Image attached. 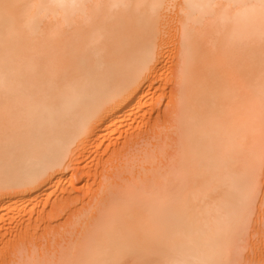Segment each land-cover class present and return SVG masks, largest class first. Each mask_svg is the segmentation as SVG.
<instances>
[{"label":"bare ground","instance_id":"1","mask_svg":"<svg viewBox=\"0 0 264 264\" xmlns=\"http://www.w3.org/2000/svg\"><path fill=\"white\" fill-rule=\"evenodd\" d=\"M263 166L264 0H0V264H239Z\"/></svg>","mask_w":264,"mask_h":264},{"label":"rangeland","instance_id":"2","mask_svg":"<svg viewBox=\"0 0 264 264\" xmlns=\"http://www.w3.org/2000/svg\"><path fill=\"white\" fill-rule=\"evenodd\" d=\"M161 97L163 96V95H161V93L159 94ZM167 95H165V96H163L162 98H161V100L162 101H160V103L157 105V108H164V107H166L167 106V101H168V99H166L167 97H166ZM164 98V99H163ZM156 108V107H155ZM165 133V132H164ZM163 132H162V135L164 134ZM260 186H261V193H260V197H259V205H261V206H259L258 208L259 209H257V214H256V216H255V218L252 220V222H251V226H250V229H251V231H250V229H249V231H248V233H250L251 232V235H248V234H246V236L247 237H244V238H246L245 239V241H247V242H245L244 241V243H246L248 246H243L244 248L243 249H245L242 253H241V255L242 256H240V263L239 264H263L264 262V254H263V256L260 254V253H264L263 251H264V166H263V169H262V175H261V179H260ZM54 196H56V195H54ZM54 199V197L52 196L51 198H50V200L51 199ZM52 199V200H53ZM260 199H261V201H260ZM263 200V201H262ZM261 202H263L262 204H261ZM259 213V214H258ZM256 218L259 220H256ZM60 219V218H59ZM58 220V219H57ZM56 220V221H57ZM256 220V221H255ZM56 221L54 222V223H52V224H55L56 223ZM59 223V222H58ZM260 223V224H259ZM261 226V227H260ZM52 228V230H54L53 232H52V230L50 229V227L48 226V227H46L45 229L46 230H40V232L42 231H48V234H47V232H43V233H45V234H42V232H41V238L43 239L42 240V242H43V244L45 243V241L47 240L46 238L48 237V239H50V237H51V235H52V237H53V240H52V237H51V240L54 242V237L56 236V237H60L61 235L59 234V233H54V232H56V230H55V227H56V229H57V225L55 224V225H53V226H51ZM59 227V226H58ZM59 229H62L61 227L59 228ZM260 230V231H259ZM49 231L51 232V233H49ZM258 231H259V233H258ZM39 233V232H38ZM263 233V234H262ZM40 234V233H39ZM39 234H37V236L39 235ZM50 234V235H49ZM56 234V235H55ZM257 234H259V235H257ZM43 235L45 236L46 235V237H43ZM53 235H55V236H53ZM59 235V236H58ZM249 236L251 237V238H249ZM262 236V237H261ZM38 239H40V237H38ZM251 240V241H250ZM40 242H41V240H39ZM49 241V240H48ZM262 241V242H261ZM52 242V243H53ZM49 242H47V244H48ZM248 243H250V244H248ZM251 245V246H250ZM262 245V246H261ZM44 246H46V245H44ZM255 246V248H253ZM251 247H252V249H251ZM263 247V248H262ZM256 248H258V250H259V252L260 253H256V252H258V250L257 251H255L254 249H256ZM251 251H252V253H251ZM255 251V252H254ZM254 253V254H253ZM253 254V255H252ZM256 255H257V257H256ZM258 255L261 257L262 256V258H260V257H258ZM255 256V257H254ZM242 258V259H241ZM244 258V259H243ZM258 258H260V259H258ZM254 259V260H253ZM255 259H258V261H255ZM256 262V263H255ZM260 262V263H259ZM262 262V263H261Z\"/></svg>","mask_w":264,"mask_h":264}]
</instances>
